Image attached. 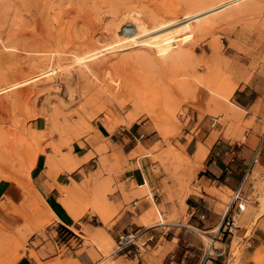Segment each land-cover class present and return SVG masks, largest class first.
<instances>
[{"label": "rangeland", "instance_id": "374dc122", "mask_svg": "<svg viewBox=\"0 0 264 264\" xmlns=\"http://www.w3.org/2000/svg\"><path fill=\"white\" fill-rule=\"evenodd\" d=\"M200 2L0 0L1 264L25 255L32 264H162L186 246L196 205L219 219L217 231L192 232L203 252L216 234L210 258L257 264L264 254V0H208L211 9L223 6L201 17L205 27L167 44L171 25L197 16ZM157 14L165 19L156 25H170L161 45L113 66L111 54L146 49L125 44L144 32L134 31L132 19ZM177 47L180 53L172 51ZM180 82L191 90L177 93ZM152 85L160 89H147ZM113 92L123 98L114 101ZM211 138L216 158L253 139L233 189L199 181L204 155L195 153ZM39 162L49 178L87 164L79 185L59 187V204L73 222L67 228L57 226L30 179ZM135 168L145 186L125 192L115 179ZM241 183L242 211L236 203L225 215ZM150 206L148 227L142 217ZM224 216L234 220L231 233L221 225ZM126 219V231L147 228L152 237L111 255L126 232L115 238L111 230Z\"/></svg>", "mask_w": 264, "mask_h": 264}, {"label": "crops", "instance_id": "0c3cea01", "mask_svg": "<svg viewBox=\"0 0 264 264\" xmlns=\"http://www.w3.org/2000/svg\"><path fill=\"white\" fill-rule=\"evenodd\" d=\"M212 139L213 138H211V141H207V147L204 146L205 154L203 161L200 164H197L198 167H202V174L199 177V181H204L209 186L215 185L218 187L233 189L234 186H236L234 184L235 176L240 173V169L236 170V167L245 166L249 161L252 152L250 144L253 139L247 138L246 145L242 142L235 143L237 147L235 153L219 150L221 152V156L219 158H216L218 157V152L214 154L215 150H217L216 146H211L214 140ZM111 142L113 143V140ZM186 148H188V145ZM74 156L75 159L82 157L81 154L78 155L77 153H75ZM86 165L87 164L84 163L71 173L62 172L53 178H49L45 175V166L41 162L36 164L30 171V179L35 182L38 191L42 194L45 206L51 210L58 219L57 226L59 227L67 228L73 223L66 214L64 208L59 204V187H69L72 185V183L79 185V183L82 181L81 172H85ZM115 180L121 182L125 186V192H129L131 186H135L136 188L145 186V176L139 168H135L130 173H125ZM117 197L119 201L122 200L120 195H117ZM111 202L113 203V196L111 197ZM146 206L149 207V205ZM189 217L190 219L187 228L192 230L190 231V234L192 235V232L197 230H200L201 232L210 230L215 231L219 226V219L217 216L207 213L197 205L189 208ZM129 223L130 222L128 219H126L125 222L121 221V225L119 227H115L114 231L112 228L111 235L116 238L120 233L126 231V229L129 228ZM147 234L144 236H147ZM192 235L188 236L189 239L186 246L177 247L172 255L170 254L164 259L162 264H198L199 258L203 253V248L201 247V242H199L198 239H195V236ZM148 237H150V235ZM161 253H164V251H161ZM161 253H158V255H161ZM17 264H32V261L30 260L29 256L25 255L17 262ZM206 264L221 263L217 258H211V260Z\"/></svg>", "mask_w": 264, "mask_h": 264}, {"label": "bare ground", "instance_id": "6f19581e", "mask_svg": "<svg viewBox=\"0 0 264 264\" xmlns=\"http://www.w3.org/2000/svg\"><path fill=\"white\" fill-rule=\"evenodd\" d=\"M207 1V2H206ZM207 3H208V0H202V2H200V3H198V4H196V9H199L200 10V12L198 13V15L197 16H188V17H185V18H183V19H180V20H177V21H175V23L173 24V25H171V27H174L175 28V32L174 33H172L171 34V37L169 36L167 39H165V41L167 42V44H171V43H173V42H175L176 41V39H178V38H184V37H186V36H188V35H190L191 34V29L192 28H195V29H197L198 31H201L204 27H205V25H203V23L207 20V16L205 17V18H203L204 17V15H208L209 13H211V12H213L214 10H216V9H220V8H222V6L223 5H217L218 7H216V8H214V9H211V7H208L207 6ZM173 14H174V12H173ZM163 15V14H162ZM162 15H160V14H157V15H150V16H148L147 18H145V17H143V18H140V19H138V20H134V18L132 19L133 20V22H132V27L134 28V31H138V30H142V31H144L143 32V34L142 35H140V36H138L137 38H133V40L132 41H130V42H127V43H125L126 45H127V47H129V46H132V45H135L137 48H138V46H145L146 47V49H143V50H141V49H138V50H136V51H134V52H131V53H127V54H119V55H117V54H111V55H116V56H114L113 58L115 59V61L113 62V61H111L112 63V65L113 66H119V64H121V63H124V62H128V61H131V60H137V59H139L140 57H144V56H146V53L148 54V53H151V52H149V48L150 47H158V46H160L161 45V42H160V39H159V36L160 35H162V34H164V33H166L168 30H169V28H170V25H164V24H162V26L161 25H156V23L157 24H159L160 22H162V20L163 19H165V17L164 16H162ZM169 15V14H168ZM146 16V15H145ZM173 16V15H172ZM205 20V21H203V19ZM199 19H201V21H199ZM130 20V19H129ZM131 20V21H132ZM199 21V22H198ZM154 25V26H153ZM153 26V27H152ZM150 28V29H149ZM128 40H130V39H128ZM12 41V40H11ZM149 47V48H148ZM123 50H125V49H123ZM174 53H180L181 52V48L180 47H177V48H174L173 50H172ZM256 51V50H255ZM10 53V52H9ZM15 53V52H14ZM1 54H3V53H1ZM13 54V53H12ZM95 53H93V54H91V55H93V56H91V55H88L87 57H86V60H90L91 58H94V56H98L97 54H95ZM4 56V55H3ZM2 56V57H3ZM7 56V55H6ZM5 56V57H6ZM10 56H11V54H10ZM251 56V55H250ZM9 57V56H8ZM106 57H108V56H106ZM4 58V57H3ZM2 58V59H3ZM11 58L14 60V58L15 59H17L16 57H12L11 56ZM113 58H110V59H113ZM6 59V58H5ZM30 59V58H29ZM33 58H31V60H32ZM105 59V58H104ZM110 59H109V61H110ZM18 60V59H17ZM82 60V59H81ZM28 61V60H27ZM105 61V60H104ZM107 61V60H106ZM10 62V61H9ZM30 64V63H29ZM110 64V63H109ZM110 64V65H111ZM16 65V64H15ZM12 67H15V66H12ZM16 68V67H15ZM17 69V68H16ZM240 69V68H239ZM19 70V69H18ZM118 69H116V71H117ZM241 70V69H240ZM46 73V72H45ZM44 73V74H45ZM116 74L117 73H119L118 71L117 72H115ZM6 76V75H5ZM119 76V75H118ZM0 78H2V77H0ZM32 78V77H31ZM35 78V77H34ZM30 79V78H29ZM8 81V80H7ZM6 81V82H7ZM30 81H31V79H30ZM113 83V82H112ZM119 85V84H118ZM6 86H8V85H6ZM11 87H12V85H10ZM10 86H8V87H10ZM116 86H117V84H116ZM8 87H5V89H7ZM117 88H119V87H117ZM175 88H176V91H177V93L179 92H181V93H185V92H188L189 90H191V87H189V85L188 84H186V83H184V82H180V83H176V85H175ZM174 88V89H175ZM147 89H150V91H158L160 88H157V86H154V85H152V86H147ZM119 90V89H118ZM1 91H3V89L2 90H0V92ZM117 91V90H116ZM160 93V92H159ZM111 96H113L112 98L114 99V101L115 100H120V99H122L123 98V96H121V95H119V94H116L115 95V92H113V94H111ZM116 103V102H115ZM120 103V102H119ZM118 104V103H117ZM233 115V114H232ZM220 116V115H219ZM223 117V116H222ZM209 126H210V124H209ZM214 139V138H213ZM212 139V140H213ZM211 141V140H210ZM214 141V140H213ZM207 147V146H206ZM204 153H205V148L202 146V145H200L199 144V146H198V148H197V151H196V153H195V159H201L202 157H203V155H204ZM195 162V161H194ZM193 162V163H194ZM197 163V162H196ZM51 162H47V168H49V167H51ZM35 165V163L33 164V166ZM198 166V165H197ZM200 166V165H199ZM33 168V167H32ZM192 177V176H191ZM17 182V181H16ZM27 191V190H26ZM30 192V191H29ZM28 192V193H29ZM27 193V192H26ZM27 195V194H26ZM151 207V206H150ZM8 208V207H7ZM152 209H151V211L147 214V215H145V216H143L142 217V221H143V223H145L146 225H148V227H150L151 226V217L153 216V214H154V212H153V210H154V208H153V206L151 207ZM65 211L70 215V210L69 209H65ZM261 211H262V213H264V210H262L261 209ZM147 213V212H146ZM260 215H261V212H260ZM70 217V216H69ZM58 220V219H57ZM219 229V227H217L216 228V230L215 231H217ZM213 232V231H212ZM202 234V233H201ZM1 264V263H0ZM257 264H264V254H262L260 257H259V259L257 260Z\"/></svg>", "mask_w": 264, "mask_h": 264}, {"label": "built area", "instance_id": "2783aa9c", "mask_svg": "<svg viewBox=\"0 0 264 264\" xmlns=\"http://www.w3.org/2000/svg\"><path fill=\"white\" fill-rule=\"evenodd\" d=\"M248 165L247 167V172L249 168L252 166V163ZM241 191H242V183L238 185V187L233 191V196L231 198V203L229 204V207L226 211L225 215H228L229 212L232 210L234 205L237 202H241L242 196H241ZM134 207V204H133ZM237 208L238 210L242 211L241 203H237ZM221 225H224V228H228V232L231 233L232 227L234 226V220L233 218L226 219L225 216L222 219ZM147 228H143L141 230H129L118 236L117 240L115 241L113 250L111 252V255H120L124 254L125 252H131L133 248L139 249L137 246V242L145 235L147 234ZM216 234L210 239V242L208 243V246L204 249V252L202 253L198 264H206L208 260H210L211 256V251L216 250L214 247V244L216 242ZM151 238V237H150ZM150 240V239H149ZM148 240V241H149Z\"/></svg>", "mask_w": 264, "mask_h": 264}]
</instances>
